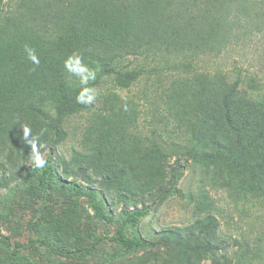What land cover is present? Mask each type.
I'll use <instances>...</instances> for the list:
<instances>
[{"label": "trees", "instance_id": "1", "mask_svg": "<svg viewBox=\"0 0 264 264\" xmlns=\"http://www.w3.org/2000/svg\"><path fill=\"white\" fill-rule=\"evenodd\" d=\"M7 1L0 0V62H13L14 55L19 57L24 49V73L23 62L14 61L17 69L0 87L5 110L0 120V146H31L38 137L36 146H50L52 150L39 175L44 187L59 185L76 192L88 200L102 221H122L113 237L93 236L88 247L64 254L83 258L102 243L115 241L129 251L146 254L166 247L170 255L158 256L166 264H254V260L263 258L261 236L254 240L253 247L248 236L232 238L235 246L221 236L219 220L207 211L216 207L206 192L196 205L204 217L188 226L162 230L153 238L144 237L138 227L155 202L123 208L115 214L111 210L113 200L99 188L60 176L58 169L65 160L59 156L56 160L54 151L68 136V121L88 112L91 118L80 146L92 147L84 155L74 151L71 157L72 161L82 159L80 171L85 174L90 169H103L108 174L118 170L112 163L107 165L110 146H139L141 157L130 166H137L141 183L125 184L132 195L137 191L155 192L161 197L175 189L183 170L181 157H186L185 165L190 159L212 167L213 176L234 195L264 199V97L250 94L223 72L188 71L202 53L220 51L232 32L231 15L224 12L235 7L256 9L264 0H17L15 6ZM27 49L37 54L39 64L29 59ZM180 56L184 59L179 60ZM70 57H78L89 71L100 68L101 78L112 79L122 89L142 76L143 68L132 67V59L161 62L167 57L182 65L186 72L173 80L167 100L170 116L182 130L181 139H164L156 128L149 134H130L137 112L127 105L117 107L119 110L112 106L107 114H97L104 110L96 109L92 101L78 102L81 91L91 90L92 84L90 80L82 83L81 75L65 66ZM25 127L30 129L27 137ZM162 146H169V151ZM169 154L179 158L168 167L166 181L160 160ZM109 181L107 176L102 183ZM121 197L129 199L127 195ZM125 226L133 229L132 237L123 233ZM15 252L0 245V264H18Z\"/></svg>", "mask_w": 264, "mask_h": 264}, {"label": "rangeland", "instance_id": "2", "mask_svg": "<svg viewBox=\"0 0 264 264\" xmlns=\"http://www.w3.org/2000/svg\"><path fill=\"white\" fill-rule=\"evenodd\" d=\"M16 2L9 0L6 3L15 6ZM239 9L235 7L224 12L231 15L232 32H229L220 51L202 53L192 61L188 71L209 74L223 72L232 81L238 80L250 94L264 97V4L249 11ZM132 60V67L138 65L143 68L142 76L127 89H122L110 78H101L100 68L90 71L95 76L89 79L92 84L90 95L94 97L91 103L96 109L104 110L97 114H107L112 106L124 108L127 105L137 112L130 134L139 131L149 134L156 128L164 139L180 140L182 130L170 116L167 100L173 80L184 75L186 69L174 61L172 63L167 57L161 62L144 58ZM14 61L23 62L24 73V49L19 52V57L14 55ZM13 62H0V87L17 69V63L15 66ZM4 112L0 102V120ZM89 118L91 114L88 112L72 117L68 121L67 138L55 148V159L58 160L59 156L65 160L58 169L63 179L99 188L113 200L111 210L115 214H119L123 208L155 202L150 215L138 227V231L147 238H153L165 229L188 226L204 217V213H198L196 205L202 200V192H206L216 207L214 211H207L219 220L221 236L231 246L236 245L232 238L248 236L250 247H253L254 240L261 236L264 249V199L252 200L234 195L213 176L212 167L207 168L200 160L188 159L189 165H185L187 158L181 157V178L175 189L161 197H157L155 192L137 191L132 195L126 191L127 181L135 186L141 183L137 166H130L141 157L139 146H110L107 165L112 163L116 166L118 170L115 173L108 174L103 169L96 172L90 169L88 174L81 172L82 159L72 161L71 157L74 151L84 155L92 147L80 146L81 135ZM116 133L120 136L121 129ZM162 147L169 151V146ZM37 150L44 160L52 151L50 146L43 145H38ZM120 155L124 159L121 160ZM178 158V155L169 154L160 160L164 178L168 167L173 166ZM41 174L42 168L37 167L31 146H0V245L16 251L18 264H166L165 260L158 259L160 254L170 255L166 247L146 254L144 251H129L115 241L102 243L83 258L65 255L66 250L88 247L93 236L113 237L122 221H102L85 197L62 186L45 188L43 177L39 176ZM107 176H110V181L103 184ZM121 195H127L129 199L123 200ZM50 232H55L56 236ZM123 233L132 237L133 229L125 226ZM254 264H264V257L254 260Z\"/></svg>", "mask_w": 264, "mask_h": 264}, {"label": "clouds", "instance_id": "3", "mask_svg": "<svg viewBox=\"0 0 264 264\" xmlns=\"http://www.w3.org/2000/svg\"><path fill=\"white\" fill-rule=\"evenodd\" d=\"M28 57L29 59L34 63V64H39V59L35 55L33 50H28ZM65 66L69 68L70 71L76 72L81 75V82L84 84H87L89 79H94V73L90 72L86 67L82 66L80 63L79 58H72L70 57L68 61L65 62ZM91 90L88 88H84L81 93L78 95L77 100L78 102L84 103V102H91L94 97L92 95H89V92ZM85 97L87 99H85ZM24 134L25 137H27L30 134V129L25 127L24 128ZM38 137L34 138L33 141H31V147L33 149V152L35 153V160H36V165L37 167H44L45 165V160L40 156L37 146H36V140Z\"/></svg>", "mask_w": 264, "mask_h": 264}]
</instances>
